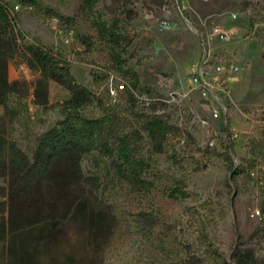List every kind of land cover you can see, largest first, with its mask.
Instances as JSON below:
<instances>
[{
	"label": "rangeland",
	"instance_id": "rangeland-1",
	"mask_svg": "<svg viewBox=\"0 0 264 264\" xmlns=\"http://www.w3.org/2000/svg\"><path fill=\"white\" fill-rule=\"evenodd\" d=\"M83 3L10 0L25 42L59 54L90 91L78 115L100 120L105 139L125 137L154 184L131 186L97 151L83 157V174L99 180L94 193L115 219L102 264H231L242 250L264 264V0ZM51 15L74 30L72 44L52 34ZM226 28L235 34H214ZM20 65L10 63L20 87L9 110L0 107V135L31 156L65 119L70 95L49 82L47 104H36L38 74ZM199 75L213 93L190 82ZM156 120L169 127L161 152L146 131ZM177 189L188 197L173 198ZM5 191L0 177V200Z\"/></svg>",
	"mask_w": 264,
	"mask_h": 264
},
{
	"label": "trees",
	"instance_id": "trees-1",
	"mask_svg": "<svg viewBox=\"0 0 264 264\" xmlns=\"http://www.w3.org/2000/svg\"><path fill=\"white\" fill-rule=\"evenodd\" d=\"M96 2L84 0L81 9ZM8 6V1L0 0V107L7 112L9 96L19 91L20 83L8 78L14 59L38 74L36 104H47L49 82L70 96L64 103L65 119L41 135L31 156L0 135V177L6 185L0 200V264H102L115 219L94 193L99 180L83 174V157L97 151L131 186L150 191L154 184L142 177L145 163L133 155L125 137L105 139L100 120L78 115L90 102V91L76 83L69 63L59 54L25 42ZM98 31L104 37L108 34L104 25ZM168 130L162 121L148 123L146 131L157 152L162 151ZM171 196L185 199L188 194L177 189ZM233 258L231 264H257L250 250Z\"/></svg>",
	"mask_w": 264,
	"mask_h": 264
},
{
	"label": "built area",
	"instance_id": "built-area-1",
	"mask_svg": "<svg viewBox=\"0 0 264 264\" xmlns=\"http://www.w3.org/2000/svg\"><path fill=\"white\" fill-rule=\"evenodd\" d=\"M6 1L9 2L8 10L13 15L12 7L10 5V0H6ZM48 25L52 34L57 39H59L64 45H70L75 41L74 30L62 17L58 15H51L48 18ZM214 34L218 35L222 39H228L229 37H232L235 34V29L233 28L216 29L214 31ZM19 69L22 71L27 70V66L25 64H21ZM190 82L199 86V88L203 91L204 94L214 92V90H212L213 87L210 85V81H206L205 79L202 78L201 75L192 76L190 78ZM256 214L259 215V211H256Z\"/></svg>",
	"mask_w": 264,
	"mask_h": 264
},
{
	"label": "crops",
	"instance_id": "crops-1",
	"mask_svg": "<svg viewBox=\"0 0 264 264\" xmlns=\"http://www.w3.org/2000/svg\"><path fill=\"white\" fill-rule=\"evenodd\" d=\"M11 69H12V68H11V66L9 65V66H8V78H9L10 81H11V78H10Z\"/></svg>",
	"mask_w": 264,
	"mask_h": 264
}]
</instances>
